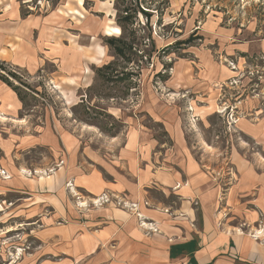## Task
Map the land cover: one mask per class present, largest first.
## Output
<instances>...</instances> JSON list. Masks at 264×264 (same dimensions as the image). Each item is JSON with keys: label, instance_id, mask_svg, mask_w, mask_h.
Segmentation results:
<instances>
[{"label": "rangeland", "instance_id": "rangeland-1", "mask_svg": "<svg viewBox=\"0 0 264 264\" xmlns=\"http://www.w3.org/2000/svg\"><path fill=\"white\" fill-rule=\"evenodd\" d=\"M13 10L48 19L65 34L58 40L62 46L77 47L96 61L78 81L67 78L69 85L56 77L52 62L30 74L0 63V74L24 97L23 120L1 118L0 134L11 142L12 137L49 135V142L16 146L20 175L48 181L70 156L64 137L79 141L77 159L89 168L86 147L111 151L112 138L122 144L130 130L146 131L143 137L159 157L153 161L182 159L177 147L182 137L196 158L207 161L208 173L221 186V200L241 165L264 172V0H0V13ZM126 14L129 21L123 18ZM12 123L21 126L13 129ZM51 139L58 140L56 148ZM6 160L12 162V157L0 145V184L14 176L3 165ZM72 196L80 212L110 205L128 210L126 203H138L111 191L85 194V205L82 195ZM36 199L21 192L0 194V264L61 262L62 257L43 250L39 230L29 228L37 213L53 211L50 203H43L35 212ZM227 208L217 212L224 209L221 216L231 218L242 233L252 236L264 230L261 214L253 223ZM136 215L140 224L146 221ZM263 239L264 234L257 240Z\"/></svg>", "mask_w": 264, "mask_h": 264}, {"label": "crops", "instance_id": "crops-1", "mask_svg": "<svg viewBox=\"0 0 264 264\" xmlns=\"http://www.w3.org/2000/svg\"><path fill=\"white\" fill-rule=\"evenodd\" d=\"M52 29L59 33L52 37ZM60 32L61 28H54L43 17H23L19 10L0 13V63L30 74L52 62L61 82L69 85V81H78L96 61L87 59L77 47L62 46L58 40L64 33ZM4 77L0 74V119L21 122L23 102ZM5 114L7 118L1 117ZM3 124L0 121V127ZM12 124L13 129L21 126ZM145 133L130 130L122 144L119 138H112L111 151L83 146L84 155L91 162L89 168L77 159L79 141L64 137L70 156L45 182L20 175L14 160L20 155L16 146L43 144L49 142V135L42 139L12 137L11 142L0 134V145L12 157V162L6 160L3 165L14 174L0 184V194L21 192L39 198L32 201L35 212L43 203L51 204L53 211L37 213L29 228L39 230L45 252L62 257L58 264L74 260L75 264H264V242L242 233L231 218H223L224 209L217 212L222 206L227 210L231 207L237 210L238 217L245 215L253 223L260 219V214L264 218V172L241 165L237 180L221 200V186L208 173L207 161L196 158L182 137L177 147L183 158L168 163L152 160L159 157L153 152L152 143L143 137ZM51 143L56 148L59 142L51 139ZM69 186L74 195H82L79 199L84 205L88 198L85 194L111 191L127 195L128 200L138 202L142 219L155 223L158 230L147 232L149 224H140L130 208L110 205L80 212ZM153 191L165 198L154 196Z\"/></svg>", "mask_w": 264, "mask_h": 264}, {"label": "trees", "instance_id": "trees-1", "mask_svg": "<svg viewBox=\"0 0 264 264\" xmlns=\"http://www.w3.org/2000/svg\"><path fill=\"white\" fill-rule=\"evenodd\" d=\"M125 12H127V11H125ZM123 18L126 19L127 21H129L130 16H129L128 14H126ZM108 41L114 44L115 42H117V39H116V38H108ZM116 47H117V50H118L119 53L123 54V53L125 52L124 50H122L123 47H119L118 45H117ZM121 48H122V49H121ZM4 78L7 79L6 77H4ZM7 80H8V79H7ZM8 83L12 85V82L9 81V80H8ZM14 89H15L16 92L18 93L20 99L23 101V100H24V97H23L22 92H21V90L19 89V87L14 86ZM23 102H24V101H23Z\"/></svg>", "mask_w": 264, "mask_h": 264}, {"label": "built area", "instance_id": "built-area-1", "mask_svg": "<svg viewBox=\"0 0 264 264\" xmlns=\"http://www.w3.org/2000/svg\"><path fill=\"white\" fill-rule=\"evenodd\" d=\"M126 204H127L128 207H130V209H132V208H136V209H133V210H135V211L138 210V203H126ZM136 214L139 215V213H136ZM143 223H144V222H142V225H144ZM149 228H153L154 230L157 229V228L155 229V227H153V225H152V227H151L150 224H149ZM157 230H158V229H157ZM263 234H264V230L259 228V229H257V231H254V232H253V235H252V236L257 240V239H259L260 236L263 235ZM263 241H264V239H263Z\"/></svg>", "mask_w": 264, "mask_h": 264}, {"label": "bare ground", "instance_id": "bare-ground-1", "mask_svg": "<svg viewBox=\"0 0 264 264\" xmlns=\"http://www.w3.org/2000/svg\"><path fill=\"white\" fill-rule=\"evenodd\" d=\"M24 171V170H23ZM25 172V171H24Z\"/></svg>", "mask_w": 264, "mask_h": 264}]
</instances>
